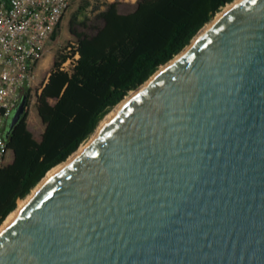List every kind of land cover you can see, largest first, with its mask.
<instances>
[{
    "label": "water",
    "instance_id": "water-1",
    "mask_svg": "<svg viewBox=\"0 0 264 264\" xmlns=\"http://www.w3.org/2000/svg\"><path fill=\"white\" fill-rule=\"evenodd\" d=\"M224 10L12 219L0 264H264V0Z\"/></svg>",
    "mask_w": 264,
    "mask_h": 264
},
{
    "label": "trees",
    "instance_id": "trees-1",
    "mask_svg": "<svg viewBox=\"0 0 264 264\" xmlns=\"http://www.w3.org/2000/svg\"><path fill=\"white\" fill-rule=\"evenodd\" d=\"M235 1L138 0L128 14L120 13L118 2H98L91 16L74 14L69 23L73 42L56 54L48 82L37 97L45 127L41 140L29 129L28 111L7 139L16 156L0 174V227L19 201L89 141L122 101ZM57 38L58 33L52 41ZM75 53L79 58L71 72L62 70ZM25 95L29 108L31 91Z\"/></svg>",
    "mask_w": 264,
    "mask_h": 264
},
{
    "label": "built area",
    "instance_id": "built-area-1",
    "mask_svg": "<svg viewBox=\"0 0 264 264\" xmlns=\"http://www.w3.org/2000/svg\"><path fill=\"white\" fill-rule=\"evenodd\" d=\"M76 1L0 0V174L7 167V122L36 86L38 67ZM78 58L75 53L62 70L71 72Z\"/></svg>",
    "mask_w": 264,
    "mask_h": 264
},
{
    "label": "rangeland",
    "instance_id": "rangeland-1",
    "mask_svg": "<svg viewBox=\"0 0 264 264\" xmlns=\"http://www.w3.org/2000/svg\"><path fill=\"white\" fill-rule=\"evenodd\" d=\"M130 1L131 0H77L75 2V4L72 6V8L69 10V12L66 14V16L64 17V20L62 22V25L58 31V39L49 45V52H47L48 54L46 53L47 56H46L45 63L39 69V77L37 80V84L34 87V89H32V91H31V103H30V106L28 108V113H29L28 126H29V129L32 132V134L34 135L36 140H38V141L41 140V136H42L44 129H45L42 120L38 116V112H37V108H36L37 97H38V95L41 94V89H42V87H43V85L47 79V76L49 74V73H47L48 68H50L51 66H54V64H55L56 54L60 50L67 48L69 46V44L73 42V38L71 37L70 32H69V23H70L73 15L81 12L80 13L81 17H84L86 15L91 16V13L95 7V4L98 2L100 4L106 3V2H110V3L118 2L120 4V7H119L120 13L121 14H128V13L133 12L135 10V4H131ZM89 4H90V6H89ZM8 124H9V122L6 125V128H7ZM88 142L89 141H87L84 145H86ZM84 145H82V146H84ZM15 156H16V151L9 150L7 157H6L7 166L11 165L14 162ZM28 198H26V200ZM26 200L25 199L20 200L18 207Z\"/></svg>",
    "mask_w": 264,
    "mask_h": 264
},
{
    "label": "bare ground",
    "instance_id": "bare-ground-1",
    "mask_svg": "<svg viewBox=\"0 0 264 264\" xmlns=\"http://www.w3.org/2000/svg\"><path fill=\"white\" fill-rule=\"evenodd\" d=\"M239 0H237L234 4L229 5L227 8H225V12L228 11L231 7H233ZM221 15V14H220ZM204 31V30H203ZM180 57V56H179ZM178 59V58H176ZM173 62L169 63L167 66H169L170 64H172ZM165 66V67H167ZM164 69V67L162 68ZM151 81V80H150ZM150 81L148 83H150ZM148 83L144 84L138 91L142 90L145 86L148 85ZM138 91L133 92L128 98L127 100L134 96ZM122 105V104H121ZM120 107V106H119ZM117 107L113 112H111V114L103 121V123L100 125L99 129L107 122V120L112 116V114L119 108ZM95 136H93L94 138ZM92 138V139H93ZM91 139L89 140V142L82 146L69 160H67L65 163H63L62 165L54 168L52 171H50L48 173V175L45 177V179L37 186V188L33 191L32 195L26 200L24 201L16 211H14L6 220V222L4 223V225H2V227H0V233L7 227V225L12 221V219L20 212V210H22V208L36 195V193L41 189V187L60 169H62L63 167H65L66 165H68L69 163L73 162L74 160H76L78 157H80L89 147L90 143H91Z\"/></svg>",
    "mask_w": 264,
    "mask_h": 264
},
{
    "label": "crops",
    "instance_id": "crops-1",
    "mask_svg": "<svg viewBox=\"0 0 264 264\" xmlns=\"http://www.w3.org/2000/svg\"><path fill=\"white\" fill-rule=\"evenodd\" d=\"M130 2H131V4H135V6H136L137 0H131ZM57 39H58V38H57ZM52 42H53V41H52ZM52 42H51V43H52ZM51 43H50V44H51ZM50 44H49V45H50ZM47 52H49V46H48ZM47 54H48V53H47ZM47 54L45 55L44 59L42 60V62L40 63V65H39V67H38V77H39V69L41 68L42 65H44ZM54 65H55V64H54ZM53 67H54V66H51L50 68H48L47 73H49L50 70H51ZM48 77H49V74H48V76H47V79H46V81H45L43 87L47 84V82H48ZM37 80H38V79H37ZM43 87H42V88H43ZM41 91H42V89H41Z\"/></svg>",
    "mask_w": 264,
    "mask_h": 264
}]
</instances>
